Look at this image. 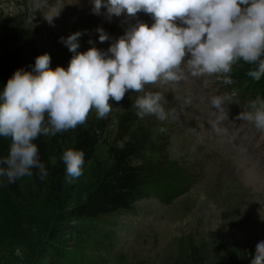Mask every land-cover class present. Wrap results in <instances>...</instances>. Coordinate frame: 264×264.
Returning a JSON list of instances; mask_svg holds the SVG:
<instances>
[{"label":"rangeland","instance_id":"1","mask_svg":"<svg viewBox=\"0 0 264 264\" xmlns=\"http://www.w3.org/2000/svg\"><path fill=\"white\" fill-rule=\"evenodd\" d=\"M59 2L41 9L38 0H0V37L18 46L21 63L48 53L54 68H67L74 53L61 37L80 32L77 51L93 46L106 51L126 31L121 16L109 20L106 10L84 25L83 19H93V12H72ZM58 12L49 24L45 15ZM64 18L69 19L66 27L61 26ZM134 20L152 23L143 12ZM98 28L109 35L108 41H99ZM232 78L231 73V83H225L222 76L186 74L178 84L147 85L146 91L165 98L161 103L170 115L164 121L156 116L139 118L133 108L139 95L135 92L126 93L119 103L110 100L112 111L105 118L109 128L96 160L84 163L83 175L71 183L73 196L83 199L95 164L108 161L109 146L135 139L136 163L151 165L166 159L195 174L193 187L171 202L143 198L131 211L60 223L58 212L72 205L66 191L48 199L50 194L38 190L32 177L15 183L1 180L0 264H36L44 248L51 251V264H192L194 248L209 260L230 254L235 264H251L257 243L264 241V191L259 194L243 184L246 190L229 187L239 165L264 173V133L237 119L240 112L251 110L255 99L241 98L235 86L242 81ZM213 95L231 97L223 118L210 103ZM93 117L97 118L95 110L88 119Z\"/></svg>","mask_w":264,"mask_h":264},{"label":"clouds","instance_id":"2","mask_svg":"<svg viewBox=\"0 0 264 264\" xmlns=\"http://www.w3.org/2000/svg\"><path fill=\"white\" fill-rule=\"evenodd\" d=\"M102 7L109 20L143 12L152 23L137 20L106 51L95 46L77 51L81 33H72L61 37L74 53L67 68H52L50 55L44 53L35 58L32 71L14 72L0 93V136L11 141L8 155L0 157V176L9 183L31 177L33 169L44 180L49 173L35 141L86 124L93 110L97 118H106L112 111L110 100L119 103L126 93L139 94L133 104L139 118L164 121L170 115L161 103L165 98L146 91L147 85L178 84L186 74L217 75L231 83L233 65L241 60L255 65L247 73L252 80L264 76V0H94L95 14ZM58 15L45 19L53 24ZM97 31L101 43L110 39L103 28ZM229 101L223 95L210 98L221 118ZM250 109L237 119L264 133V99L258 96ZM84 155L71 147L63 151L66 183L83 175ZM251 264H264V241L257 243Z\"/></svg>","mask_w":264,"mask_h":264},{"label":"trees","instance_id":"3","mask_svg":"<svg viewBox=\"0 0 264 264\" xmlns=\"http://www.w3.org/2000/svg\"><path fill=\"white\" fill-rule=\"evenodd\" d=\"M18 50V46L6 36L0 37V93L17 69H34L37 56L27 63H21ZM50 66L54 68L53 65ZM254 67L255 65L246 64L242 60L238 61L233 65L232 79L242 81L236 83V87L243 93L264 99V76L259 81H254L247 75ZM108 128L107 119L93 117L74 130L56 136H41L35 141L41 162L45 164L49 174L41 180L36 174L37 170L33 169L31 177L34 184L38 190L50 194L48 199L66 191V196L72 200L71 206L58 212L60 223L95 221L116 211H131L136 202L143 198L156 197L168 203L193 187L195 174L175 162L162 159L151 165L136 163L139 144L135 139H131L122 145L109 146L108 161L103 165L95 164L85 197L80 200L73 196L72 182L66 183V167L61 159L63 151L71 147L84 152L85 163L96 160ZM10 142V138L0 136V157L8 155ZM1 180H7V177L0 176ZM50 253L49 248H44L36 264H51L48 259L51 257ZM190 260L192 264H235L234 257L230 254L209 260L201 256L195 248L190 254Z\"/></svg>","mask_w":264,"mask_h":264},{"label":"bare ground","instance_id":"4","mask_svg":"<svg viewBox=\"0 0 264 264\" xmlns=\"http://www.w3.org/2000/svg\"><path fill=\"white\" fill-rule=\"evenodd\" d=\"M53 1L56 2V1H59V0H43V2H40L38 0L39 6H40L41 9H43V8H47V9L51 8L52 5H55ZM61 2H63L65 4L64 7H66L68 10H70L72 12H78V11H81V12H87V11L93 12L94 0H60L59 3H61ZM14 9H15V6L12 7V10H14ZM106 10L107 9L105 7H102L100 9V12L102 13V12H104ZM141 14L142 13H140V15ZM96 16H98V15L94 13V15L92 17L93 19H89L88 18V21L83 19L82 24L86 25L88 23H93L95 21V17ZM120 16L122 17L121 21L126 25V27H125L126 30L131 24L135 23V20H134L135 18L128 17L126 13H122ZM68 20H69L68 18H64L63 21H62V25L61 26L66 27L67 23H68ZM243 150H244V148H243ZM240 152H242V150ZM244 159H246V158H244ZM256 163H257V161H256ZM245 164H248V163H245ZM254 165H256V164H254ZM259 166H261V165H259ZM259 166H257V167H259ZM248 168H250V167H248ZM238 170H239V173L235 177H233V178H236V181H235V183L230 181L231 182L230 185L232 187L228 186L229 188L234 190L233 187H235L237 185H239L241 188H243V186H242V184H243L246 187L255 188L258 191L259 194L260 193L263 194L262 192L264 191V182H262V180H264V173L260 174V173H257V172L250 171V170L246 169L244 165H239L238 166ZM244 190H246V189H244Z\"/></svg>","mask_w":264,"mask_h":264}]
</instances>
